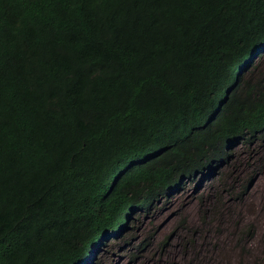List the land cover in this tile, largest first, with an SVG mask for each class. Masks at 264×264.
I'll return each mask as SVG.
<instances>
[{
  "label": "trees",
  "instance_id": "obj_1",
  "mask_svg": "<svg viewBox=\"0 0 264 264\" xmlns=\"http://www.w3.org/2000/svg\"><path fill=\"white\" fill-rule=\"evenodd\" d=\"M263 52L264 0H0V264H86L262 137Z\"/></svg>",
  "mask_w": 264,
  "mask_h": 264
},
{
  "label": "rangeland",
  "instance_id": "obj_2",
  "mask_svg": "<svg viewBox=\"0 0 264 264\" xmlns=\"http://www.w3.org/2000/svg\"><path fill=\"white\" fill-rule=\"evenodd\" d=\"M135 218L129 235L104 241L90 262L264 264V135L233 144L225 161Z\"/></svg>",
  "mask_w": 264,
  "mask_h": 264
},
{
  "label": "clouds",
  "instance_id": "obj_3",
  "mask_svg": "<svg viewBox=\"0 0 264 264\" xmlns=\"http://www.w3.org/2000/svg\"><path fill=\"white\" fill-rule=\"evenodd\" d=\"M264 53V52H263ZM262 55V54H261ZM260 55V56H261ZM260 56H258V55H255V57H254V61H256V59L258 58V57H260ZM256 58V59H255ZM254 61H253V64H254ZM250 65H251V63H250ZM246 69V68H245ZM125 231V229H123L122 230V232L121 233H119V234H123V233H125L124 232ZM123 235H125V234H123ZM120 235H115V236H111V237H109L108 239H111V238H116V237H119ZM126 237V236H125ZM124 237V238H125ZM106 241V240H105ZM103 242H104V240L103 241H99V243H98V245H96V246H94L92 249H93V251H92V253H91V255H89V257H88V259L86 260L87 262H86V264H93V262H90V261H92L93 259H94V257H93V254L99 249V248H101L102 246H103Z\"/></svg>",
  "mask_w": 264,
  "mask_h": 264
}]
</instances>
